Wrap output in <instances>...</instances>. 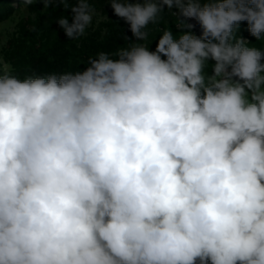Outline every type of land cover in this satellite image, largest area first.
Wrapping results in <instances>:
<instances>
[{
	"label": "clouds",
	"instance_id": "9594fccd",
	"mask_svg": "<svg viewBox=\"0 0 264 264\" xmlns=\"http://www.w3.org/2000/svg\"><path fill=\"white\" fill-rule=\"evenodd\" d=\"M106 2L135 39L85 70L0 57V264H264V47L238 35L264 41V0ZM71 12L76 40L95 9Z\"/></svg>",
	"mask_w": 264,
	"mask_h": 264
},
{
	"label": "trees",
	"instance_id": "16d2710c",
	"mask_svg": "<svg viewBox=\"0 0 264 264\" xmlns=\"http://www.w3.org/2000/svg\"><path fill=\"white\" fill-rule=\"evenodd\" d=\"M66 4L57 2L45 7L43 0L32 4H25L23 0H0V26L12 18L21 17L23 13L27 14L18 20L14 32L0 52L4 64L11 66L14 75L23 79L50 73L83 71L88 66L89 57H95L100 51L114 53L120 48H127L135 39L124 20L108 18L96 26H89L79 39L69 40L57 23L61 16L72 22L74 14L71 7L75 6V0H66ZM172 11L177 10L173 8ZM187 22L194 25L191 31L199 36L202 30L197 21L189 19ZM178 24L177 16L165 7L159 20L150 23L145 29L149 36L142 43L154 51L162 32L171 29L175 36L179 32ZM238 35L248 40L250 46L264 47V41H256L247 31L246 22H241ZM125 36L129 40H125ZM211 63L209 61L206 68L210 74Z\"/></svg>",
	"mask_w": 264,
	"mask_h": 264
},
{
	"label": "rangeland",
	"instance_id": "374dc122",
	"mask_svg": "<svg viewBox=\"0 0 264 264\" xmlns=\"http://www.w3.org/2000/svg\"><path fill=\"white\" fill-rule=\"evenodd\" d=\"M90 3V7L95 9L92 24L90 26H96L100 21L108 18H117L123 20L114 14L111 4L106 2V0H90ZM25 15L27 14L23 13L21 14V17H18L17 19L12 18L0 26V52L12 32H14L18 20H20Z\"/></svg>",
	"mask_w": 264,
	"mask_h": 264
}]
</instances>
